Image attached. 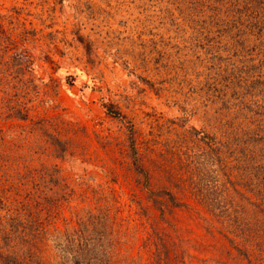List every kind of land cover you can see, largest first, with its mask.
<instances>
[{
	"label": "rangeland",
	"instance_id": "obj_1",
	"mask_svg": "<svg viewBox=\"0 0 264 264\" xmlns=\"http://www.w3.org/2000/svg\"><path fill=\"white\" fill-rule=\"evenodd\" d=\"M160 8L159 0H0L6 30L12 33L20 18L37 33L28 42L36 61V85L31 91L41 90L42 97L31 100L25 121L8 118L5 107H0V130L18 135L13 152L19 153L15 159L10 157L15 165L8 171L0 165V213L10 204L8 197L3 198V194H11L3 183L6 174L19 183L12 179V170L23 172L25 161L40 165L45 159L43 137L28 132L41 118H48L53 130L71 140L78 158L60 160V177H67L72 185L79 176L86 178L85 185L76 184L77 190L68 200H61L55 217L52 214L46 219L49 231L38 242L41 258L36 264H64L55 241L57 228L75 226L87 209L103 208L109 213L107 222L115 229L114 257L120 264H151L154 245L148 235L154 228L170 244L173 264L235 258L236 248L225 234L234 238L238 231L225 225L224 216L229 213L222 211L246 220L259 215L264 220V214L257 213L228 181L238 179L240 164L228 158V164L222 166L214 154L209 156L215 149L204 140L205 130L218 133L219 117L230 120L233 114L210 112L215 115L209 116L199 111L195 119L184 122L174 104L178 99L200 105L210 69L191 50L180 51L177 42L181 45L182 41L173 36ZM3 36L0 44L5 46ZM46 73H52L56 82L47 83ZM25 91V86L18 87V95L5 100L0 95V102L8 106L14 101L27 102L21 98L27 96ZM131 129L137 157L150 174V187L139 183L134 169ZM29 185L33 190L32 182ZM13 190L17 192V188ZM202 190L231 194L227 198L230 209L207 208L199 197ZM168 191L188 205L172 211L165 205L169 212L162 216L151 197L158 198L159 206L161 201L167 203L163 195ZM261 228L264 242V223ZM60 238L64 236L57 241Z\"/></svg>",
	"mask_w": 264,
	"mask_h": 264
},
{
	"label": "trees",
	"instance_id": "obj_2",
	"mask_svg": "<svg viewBox=\"0 0 264 264\" xmlns=\"http://www.w3.org/2000/svg\"><path fill=\"white\" fill-rule=\"evenodd\" d=\"M159 3L166 23L174 32L173 36L182 41L181 45L177 42L180 51L184 48L191 50L205 68L210 69L206 74L208 88L200 94L204 97L200 105L191 106L178 99L174 100V104L185 117L184 122L195 119L199 111L209 116L215 115L210 112L233 114L230 120L219 117L218 133L205 130L204 140L215 149L210 150L209 156L214 154L222 166L228 164V158L240 164L238 179L229 178L228 181L240 196L247 198L257 213L264 214V0H159ZM3 35H6V45L0 44V93L4 94H0L1 98H14L18 95L16 88L25 86L27 92L24 94L27 96L21 98L27 102L14 101L12 106H8L1 100L0 107H5L8 118L25 121L29 119L31 100L41 97V90L35 88L31 91V87L36 85L33 77L36 61L28 46L37 33L34 28L28 29L26 22L20 18L11 33L2 25L0 12V37ZM46 74L49 77L47 83L56 82L52 73ZM209 75H212L213 81H210ZM14 83H19L18 87ZM35 122V128L28 127V132L30 136L43 137L45 159L40 165L25 161L23 172L12 170V179L19 180V183L12 182L10 173L6 174L7 182L3 183L10 188L11 194H3L10 204L4 213H0V264L39 262L38 242L49 231L46 219L50 220V216L55 215L61 200L66 201L75 193L76 184L85 185V175L79 176L76 184L72 185L67 177H60L59 174L62 170L60 160L78 159L71 140L53 130L48 118ZM17 139L16 133L0 130L1 170L15 165L10 157H19V153L13 152L16 151L13 145ZM130 145L138 181L143 187H150L149 171L137 157L133 129ZM48 157L50 161L56 160L50 163ZM30 182L33 190L30 189ZM15 188L17 192H13ZM163 196H166L167 203L161 201L159 206H156L158 198L151 197L162 216L174 207L188 205L171 191ZM199 197L207 208L211 205L216 210L230 209L228 199L232 195L225 191L223 194L216 191L209 194L202 190ZM232 206L237 209V204ZM85 212L75 226L70 224L64 230L57 228V238L64 236V239L55 240L62 250V263L120 264L114 257L116 240L112 238V232L115 229L107 222L109 213L103 208L97 211L87 209ZM222 212L229 213L224 216L225 225L238 231L234 238L225 234L236 248L237 255L231 259L208 261L207 264H264V242L260 240L264 220L259 215L253 220H246L238 214H231V211ZM148 236L150 244L154 245L151 264H173L171 246L164 233L154 228Z\"/></svg>",
	"mask_w": 264,
	"mask_h": 264
}]
</instances>
